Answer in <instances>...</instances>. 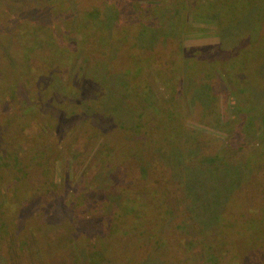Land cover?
Segmentation results:
<instances>
[{
    "label": "rangeland",
    "instance_id": "obj_1",
    "mask_svg": "<svg viewBox=\"0 0 264 264\" xmlns=\"http://www.w3.org/2000/svg\"><path fill=\"white\" fill-rule=\"evenodd\" d=\"M129 1L0 0V264H264V0H131L134 34ZM216 172L214 208L185 195Z\"/></svg>",
    "mask_w": 264,
    "mask_h": 264
},
{
    "label": "trees",
    "instance_id": "obj_2",
    "mask_svg": "<svg viewBox=\"0 0 264 264\" xmlns=\"http://www.w3.org/2000/svg\"><path fill=\"white\" fill-rule=\"evenodd\" d=\"M81 3H83V6H86V7H88L90 4H97V6L101 9V7H100V5H102V4H105V3H107V0H105V2L103 3V2H101V1H97V0H79ZM110 1V0H109ZM215 1V0H214ZM220 1V5H222L223 7H228V4L229 3H232V2H234V3H236V2H238L239 0H219ZM247 2V1H246ZM130 3H131V5H130ZM211 1H209V2H207V3H205V5H206V7H210V8H208V9H211V10H213V9H218V6H212L211 4ZM133 5V10H131L130 9V13L128 14V20H131V17H132V14H136V13H138V4H137V2H131V0L127 3V5H126V7L127 6H132ZM125 6H124V8H126ZM240 9H241V7L240 6H236V7H233V8H229L228 9V11H231V12H233V14L236 16V18L238 19V18H240L239 16L241 15V12H240ZM159 10V9H158ZM247 11H246V13H249L250 12V5H249V9L247 8L246 9ZM115 12V11H114ZM216 15H217V13H216ZM215 15V16H216ZM245 15V14H244ZM150 18H152L153 17V19H152V21H151V23H154L155 21L157 22L158 20H159V23H163L164 22V20H161L160 18L162 17V14L158 11H154L150 16H149ZM135 21H136V24H137V27H132V28H136L135 30H133V34L137 31H139L140 29H142V25H144V26H147V25H149L150 23H148V24H144L143 22H144V20L142 21V18H141V15H140V11H139V20L138 19H135L134 17H132ZM106 19L108 20V22H109V25L112 27V30H111V34H109V39L110 40H113L112 42H111V44H115L116 42H117V39L118 38H121V37H125V33H127L128 34V37H130L129 35H130V33L132 32L131 30H129L130 29V27L129 28H127L128 26H129V24L127 23V22H125V23H121V24H118V23H120L119 21H116L117 23H115V22H113V20H112V18H110L109 17V13H108V8H107V10H106ZM144 19H145V17H144ZM167 22H169V20L167 21ZM115 24H117V26L115 25ZM175 25H176V23H175ZM114 26H116L117 28H115L114 30H113V27ZM127 28V29H126ZM225 28V27H224ZM174 29H176V26L172 29V32H173V30ZM175 31V30H174ZM61 32H62V29H61ZM173 33H175V32H173ZM176 35V34H175ZM230 36V35H229ZM136 37V36H135ZM235 36H230V38H228V49H232L234 46L232 45V43H231V41L233 40L232 38H234ZM174 39V38H173ZM128 42V40L126 41V39L125 40H123V45H125L126 46V43ZM237 48V47H236ZM235 48V49H236ZM177 54H176V56H180V52H181V50L180 49H178L177 51ZM185 52H187V51H185ZM181 57V56H180ZM173 58V61L174 62H176L177 61V58H175L174 56L172 57ZM172 58L170 59V62H171V60H172ZM76 61H77V57H75V61L73 62V63H76ZM159 61V60H158ZM188 61V60H187ZM186 61V62H187ZM118 62V61H117ZM185 62V61H184ZM73 63H71V65L73 64ZM58 64H60V63H58ZM160 64H161V62L159 61V64H158V66L157 67H160ZM63 67V66H62ZM188 68L189 67H187L186 66V72L188 71ZM157 69V71L158 72H161V69L160 68H156ZM180 69V68H179ZM181 71V70H180ZM127 73H129L128 72V70H127ZM162 73V72H161ZM180 74V73H179ZM185 74L186 73H182L181 75L182 76H184V77H186L185 76ZM159 76H160V74H159ZM173 75H171V77H172ZM163 77H165V76H163ZM161 78V77H160ZM164 81H165V87H166V90L167 89H170V84H169V82L167 81V79L166 78H164L163 79ZM169 80V79H168ZM192 81V80H191ZM163 83V82H162ZM163 86V85H162ZM203 87V93H205V91L206 90H209L210 91V89L209 88H205V85L204 86H202ZM0 91H1V89H0ZM170 93H171V97L173 96V95H175V89H173L172 87H171V89H170ZM146 98V97H145ZM109 99L111 100V101H114L115 100V94H112L110 97H109ZM146 100H148V98H146ZM211 102V100L209 99V101H208V104ZM171 103V108L173 109V110H171V111H169V113L168 114H170V115H172L173 113H175L176 112V109H177V105H176V103L175 104H172V102H170ZM123 103H122V101L121 100H118V102H117V104L116 105H122ZM205 104V103H204ZM207 104V105H208ZM4 105V104H3ZM2 105V106H3ZM124 105V104H123ZM123 105H122V109H123ZM1 106V107H2ZM209 106V105H208ZM78 107V106H77ZM149 108L150 107H147V109L146 110H149ZM214 110H215V113H218L219 112V109L215 106V107H213V110L211 111V112H214ZM112 112V111H111ZM112 116H113V118L115 119H117L118 118V116H119V114L118 113H115V112H112ZM1 114H0V119H1ZM81 117H83V116H78L77 118L78 119H81ZM144 117V116H143ZM85 118H88V116H84L83 117V119H85ZM150 121V120H149ZM111 121H107V120H105V119H100V122H98L99 123V127L100 126H102L103 128H105V130H108V129H112V128H115V127H118V125L116 124V125H112L111 123H110ZM184 124L182 125L181 124V127H180V130H184ZM120 130V128H118V129H116L115 130V133L114 134H116V135H118V136H120L121 137V135H120V133L122 132V131H119ZM176 134V133H175ZM181 134H182V132H181ZM187 134V133H186ZM172 135H173V132H171V131H169L168 132V134H165V132L163 131V133L161 132V134H160V136H159V139H155V142H154V146H152V150H151V152H150V155H156V156H160V152H164V150L165 149H167L168 148V144H166V142L165 143H163V148H160V147H155V145H156V142L158 143V144H162V140H165V141H167V143L169 142V143H173V141L171 140V137H172ZM174 142H179V143H182V142H186V143H190V141L188 140V138L186 137V135L184 136V137H181L180 136V138H179V140H178V138L176 137L175 138V141ZM144 143H145V141L143 142V145H144ZM91 145L89 144L88 145V147H90ZM137 147V150H139V149H142V145H137L136 146ZM173 149V148H172ZM113 150H116L117 151V149L116 148H113ZM136 150V151H137ZM95 153H97V151H98V155H96L95 153H94V158L91 160V161H89V163H88V165H87V167L88 166H93L94 164H97V159H99V160H101V163H103L102 161H104V160H102V159H104L105 157H104V153L100 150V149H95ZM118 152V151H117ZM3 156V158H5V155L3 154L2 155ZM2 156H0V160H1V157ZM110 157H112L113 159H112V163H114V162H116L119 158L118 157H116V155L113 153V155H110ZM2 158V159H3ZM6 158H7V155H6ZM97 158V159H96ZM155 159L154 160H152V159H148V160H145V161H143L142 162V164L141 163H138L139 165H136V167L137 168H140V171L142 172V173H145V171H144V169H150V170H154V171H158V165H160V162H156L157 160H160L161 161V159H158L159 157H154ZM141 162V161H140ZM144 163V164H143ZM161 164H162V162H161ZM162 167H164V165H161ZM86 167V168H87ZM3 168H8V164L7 163H3ZM85 168V169H86ZM85 169H84V171H85ZM228 171V170H227ZM21 172L22 173H24V171H23V169L21 168ZM146 174V173H145ZM227 172H216V173H212V174H206L205 176H202V177H198V178H196L195 179V183L197 184V185H195V186H189V187H187V190H186V192H185V195H190V193H192L193 191H196L197 189H202V190H204V191H210V192H213V191H215L214 193H208L207 195H203V194H197V193H194V195L193 196H191L190 197V200H193L194 201V203H198V205L200 206V207H206L209 203H210V207H212V208H214V206H213V204L218 200V193L216 192V191H219L220 193H221V190H224L223 189V187L221 186V180H223V181H225L226 180V178H227ZM138 175V174H137ZM145 178H148V180L147 181H151V180H153L151 177H146L145 176ZM209 179H211V180H209ZM137 180H138V176H137ZM234 179L233 178H231V179H229V180H227L226 182H229V181H233ZM146 181V182H147ZM211 182H213V185H211L210 186V183ZM135 183H137L138 184V182L137 181H135ZM139 189H140V187H139ZM149 191H152V190H149ZM66 192V195L68 194V191H65ZM222 194V193H221ZM70 195V194H69ZM109 197V196H108ZM109 200L111 201V199H110V197H109ZM203 202H204V204H203ZM70 204H72V205H74V202L72 201V199H71V196H69V205ZM129 204H131V206H132V208L133 209H135V206H136V204L137 203H135L134 201H130V203ZM189 205V202L187 203V206ZM220 215H222V213L220 214ZM220 221V223H221V220L219 219V217L217 218V222H219ZM230 224H228V227L230 228ZM228 230V229H227ZM68 263V261L67 260H65V262H64V264H67Z\"/></svg>",
    "mask_w": 264,
    "mask_h": 264
}]
</instances>
